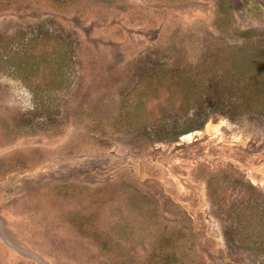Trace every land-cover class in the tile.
<instances>
[{
    "label": "rangeland",
    "instance_id": "rangeland-1",
    "mask_svg": "<svg viewBox=\"0 0 264 264\" xmlns=\"http://www.w3.org/2000/svg\"><path fill=\"white\" fill-rule=\"evenodd\" d=\"M262 61L264 0H0V264H264Z\"/></svg>",
    "mask_w": 264,
    "mask_h": 264
},
{
    "label": "trees",
    "instance_id": "trees-1",
    "mask_svg": "<svg viewBox=\"0 0 264 264\" xmlns=\"http://www.w3.org/2000/svg\"><path fill=\"white\" fill-rule=\"evenodd\" d=\"M233 68L238 69L236 66ZM256 71L257 73L255 72L253 75L249 77L247 75H244L242 77L234 75V79L236 81L235 84L237 87L236 89H232L233 92L232 93L230 92V93L231 95L236 96L235 100H238L239 103L238 104L232 103L234 101L232 97H231L232 102H227L228 104L230 103L233 104L232 106L233 109L239 107L240 105H244L250 108L251 107L257 108L256 107L257 103L253 101L252 99H254L256 96H260V97L262 96V99L264 98V93H263L264 91V61H262V63L258 67V70ZM211 92H216V91L211 90ZM190 93L194 94V92L192 91ZM213 95L215 96V93ZM227 96H229V93L227 94ZM189 98H190L189 96L186 97L185 95L182 97V102L180 103L179 108H178L179 111H182L183 109H185L184 112H186V110H189V106H190L189 104L191 102V101L188 102ZM215 101L217 104L221 103L220 100H215ZM158 110H159V114L162 116L159 119H157L159 122H162L163 119L165 118V115H167L170 111H172V109L169 108V106L166 104L162 105L161 108H159Z\"/></svg>",
    "mask_w": 264,
    "mask_h": 264
}]
</instances>
